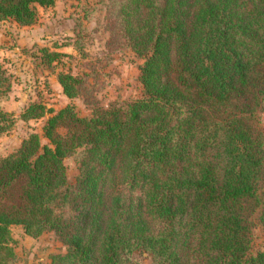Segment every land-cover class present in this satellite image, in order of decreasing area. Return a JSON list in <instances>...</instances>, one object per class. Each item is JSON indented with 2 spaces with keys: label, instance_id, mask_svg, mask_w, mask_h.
<instances>
[{
  "label": "trees",
  "instance_id": "obj_1",
  "mask_svg": "<svg viewBox=\"0 0 264 264\" xmlns=\"http://www.w3.org/2000/svg\"><path fill=\"white\" fill-rule=\"evenodd\" d=\"M55 2L0 0V20L32 27ZM107 29L143 60L142 96L88 117L27 110L48 144L33 133L0 158V264L17 260L14 226L54 233L66 251L52 264L137 251L151 264H264V0H109ZM58 81L69 99L88 91ZM8 120L0 105V135Z\"/></svg>",
  "mask_w": 264,
  "mask_h": 264
},
{
  "label": "rangeland",
  "instance_id": "obj_2",
  "mask_svg": "<svg viewBox=\"0 0 264 264\" xmlns=\"http://www.w3.org/2000/svg\"><path fill=\"white\" fill-rule=\"evenodd\" d=\"M108 3L109 0H56L51 7H38L37 23L27 28L0 20V88L4 92L0 105L9 119L5 123L8 131L0 135V158L13 154L33 133L48 144L43 130L46 119H23L34 104L56 111L75 105L80 116L88 117L95 106L106 108L117 100L142 96L143 60L111 36L107 29ZM45 50L53 54L47 56ZM60 73L84 79L88 91L82 89L80 97L69 99L58 81ZM65 162L70 182L74 183L78 164L74 158ZM12 234L17 254L14 264H52V255L66 251L54 233L35 239L23 227L14 226ZM256 238V250L263 249L260 231ZM151 261L150 254L137 251L127 264Z\"/></svg>",
  "mask_w": 264,
  "mask_h": 264
},
{
  "label": "crops",
  "instance_id": "obj_3",
  "mask_svg": "<svg viewBox=\"0 0 264 264\" xmlns=\"http://www.w3.org/2000/svg\"><path fill=\"white\" fill-rule=\"evenodd\" d=\"M15 25L17 26V27H19L18 25H17V23H15ZM20 28H22V27H20ZM27 28V27H26Z\"/></svg>",
  "mask_w": 264,
  "mask_h": 264
}]
</instances>
